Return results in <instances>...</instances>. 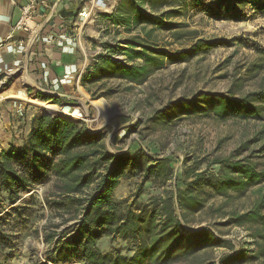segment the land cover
Here are the masks:
<instances>
[{
	"label": "trees",
	"instance_id": "1",
	"mask_svg": "<svg viewBox=\"0 0 264 264\" xmlns=\"http://www.w3.org/2000/svg\"><path fill=\"white\" fill-rule=\"evenodd\" d=\"M82 6L62 10L60 16L75 22ZM196 15L234 23L264 18V0H119L114 11L99 14V20L105 35L130 37L103 43L104 51L90 59L80 85L88 89L119 80L140 86L167 64L186 63L222 46L189 31L185 20ZM160 33L170 35L168 46L193 41L170 51L157 43ZM257 52L264 56V48ZM112 94L110 90L103 97ZM92 97L101 98L93 93ZM37 98L55 104L62 101L41 92ZM194 114H209L220 123L264 122V90L242 97L198 93L158 111L151 120L169 124ZM102 142L103 134L91 133L83 122L40 112L31 118L20 145L10 144L0 151V264H12L32 219L48 211L58 213L64 223H73L63 233L57 231L59 225L44 228L47 249L37 264H180L211 249L234 250L210 227L189 229L187 225L207 210L213 198L241 199L264 185V168L259 169L253 157L215 159L205 169L201 167L207 159H202L179 174L170 158L152 159L143 151L113 155ZM133 176H140L141 182L132 202L115 201L121 181ZM172 181L174 186L167 189ZM48 184V192L38 197L35 191ZM148 184L160 185L163 191L143 201ZM217 226L249 227L255 250L201 264H264V192L250 210L232 213L212 227Z\"/></svg>",
	"mask_w": 264,
	"mask_h": 264
},
{
	"label": "rangeland",
	"instance_id": "2",
	"mask_svg": "<svg viewBox=\"0 0 264 264\" xmlns=\"http://www.w3.org/2000/svg\"><path fill=\"white\" fill-rule=\"evenodd\" d=\"M86 1L81 2L82 10L86 9ZM98 21L99 13L94 7L91 17L84 19L78 16L75 22L68 24L69 35L80 36V46L74 54L62 53L75 59L66 64L67 68L61 77L57 76L58 80L45 81L46 72L41 69L37 72L39 79L33 78L31 74L34 73L23 68L8 76L0 74V151L7 149L10 144L22 143L35 114H55L56 112L47 113L45 109V106L51 105L58 107L60 112H73L76 117L72 120L83 122L91 133L103 134L102 143L106 151L113 155H133L137 151H143L152 159L170 158L179 174L184 167H192L202 159H207L206 164L201 167L205 169L212 160L230 157H253L259 169L264 168V122L229 120L220 123L209 114H194L169 124L151 120L158 111L172 107L180 99H191L198 93L242 97L264 90V56L257 52L258 48H264V18H248L241 23H234L214 22L196 15L185 20L189 31L197 32L199 38L219 41L223 43L222 46L186 63L167 64L140 86L111 80L85 89L80 85V77L90 59L104 51L101 45L115 44L118 40L130 37L125 33L107 36L104 26ZM156 41L160 46L172 43L170 35L166 33L157 34ZM192 41L193 39H187L182 45L174 44L167 49L175 51L182 46L188 47ZM24 75L32 81L31 84L24 81ZM110 90L113 94L103 97ZM7 92L23 93L24 97L3 98ZM38 92L62 101L60 104H55V100L40 101L37 98ZM92 93L101 98L94 100ZM19 109L23 116L17 113ZM57 115L60 113L57 112ZM140 182V176L122 180L114 192V200L131 203ZM174 184L175 181L169 182L167 189ZM50 186L48 184L38 188L36 195L42 198ZM159 186L148 184L142 200L161 194L163 188ZM260 192H264V185L252 188L241 199L215 197L209 201L207 210L192 218L187 228L210 227L219 238L231 242L234 250L211 249L180 264L218 262L225 254L240 251L249 255L254 251V240L249 227L212 226L224 223L232 213L250 210L260 197ZM210 208L220 209L219 214H214ZM72 223L62 222L59 214L52 211H48L45 216L43 213L35 215L32 226L23 234L17 258L12 264H37L41 261L42 251L47 249L43 242L44 228L59 225L57 231L63 233Z\"/></svg>",
	"mask_w": 264,
	"mask_h": 264
},
{
	"label": "crops",
	"instance_id": "3",
	"mask_svg": "<svg viewBox=\"0 0 264 264\" xmlns=\"http://www.w3.org/2000/svg\"><path fill=\"white\" fill-rule=\"evenodd\" d=\"M28 0H0V42L5 41L11 34L13 28L20 20L22 8L27 4ZM45 4H39L38 17H36V28L38 31V38L33 45L30 41H27V36L22 32L15 33V41H24L27 46L24 54H7L3 56V62L8 66L9 70L3 73L10 75L17 72L14 69V63L20 62V68L23 70L28 69L31 76L35 79H39L38 70L40 63H48L46 68V79L49 81L52 79L58 80V77L64 73L67 68L66 64L72 62L73 58L68 55H63L61 49H59L54 42L43 43L42 37H54L60 29V26L72 24L71 21L66 22L61 16L62 10H69L76 7L81 2L77 0H43ZM95 2L96 12L99 14H110L114 11L119 0H87L84 8L88 9L91 5L90 2ZM100 25H103L100 20ZM12 65V66H11ZM11 66V67H10ZM8 72V73H7ZM42 74V73H41ZM35 75V77H34ZM42 76V75H41ZM44 80V79H43ZM62 80V79H61ZM64 82V81H63Z\"/></svg>",
	"mask_w": 264,
	"mask_h": 264
},
{
	"label": "built area",
	"instance_id": "4",
	"mask_svg": "<svg viewBox=\"0 0 264 264\" xmlns=\"http://www.w3.org/2000/svg\"><path fill=\"white\" fill-rule=\"evenodd\" d=\"M91 6L88 9H83L79 13V18H88L92 16L95 2H90ZM39 4L44 5L45 1L43 0H28L27 4L22 8V13L20 20L16 24V26L13 28L11 34L7 37L5 41L0 42V74L6 71L9 67L6 66L3 62V56L7 54L17 55V54H24L27 50L28 44H26L24 41H15V33L16 32H22L24 33L28 38L27 41H30L31 45L37 40L38 38V31L36 28V22L35 19L38 17V9ZM43 43H49L54 42L56 46L61 49L63 54H74L75 51L80 46V36H70L67 26L63 25L60 26L59 32L52 38L49 37H42ZM12 66V65H11ZM10 66V67H11ZM21 63L15 62L14 63V69L17 71L20 70ZM47 63H40L39 69L46 71ZM17 113L22 114L21 109L17 111Z\"/></svg>",
	"mask_w": 264,
	"mask_h": 264
},
{
	"label": "bare ground",
	"instance_id": "5",
	"mask_svg": "<svg viewBox=\"0 0 264 264\" xmlns=\"http://www.w3.org/2000/svg\"><path fill=\"white\" fill-rule=\"evenodd\" d=\"M25 77L23 78L24 81L27 83V84H31L30 82V79L24 75ZM23 81V82H24ZM29 86V85H28ZM2 97V96H1ZM24 97V94L23 93H16V94H12L11 92H7L6 94H4L3 98H17V99H23ZM2 98V99H3ZM85 99V98H84ZM94 104V103H93ZM44 105V104H43ZM90 106V105H89ZM98 106V105H97ZM93 107V106H92ZM102 107V105H101ZM105 107V106H104ZM58 107L56 106H45V109L47 111V113H53V112H56L55 114L60 113V116L64 117L65 119H69V120H72L76 117V115L73 113V112H66V111H58L57 110ZM99 110V109H98ZM98 112V111H97ZM80 118V117H79ZM77 120V119H76Z\"/></svg>",
	"mask_w": 264,
	"mask_h": 264
}]
</instances>
